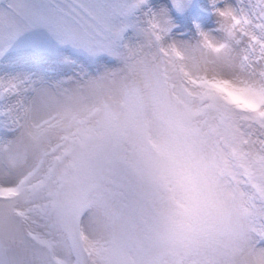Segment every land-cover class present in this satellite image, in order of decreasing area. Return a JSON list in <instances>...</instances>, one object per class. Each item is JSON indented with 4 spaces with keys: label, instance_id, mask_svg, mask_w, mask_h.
<instances>
[{
    "label": "clouds",
    "instance_id": "obj_1",
    "mask_svg": "<svg viewBox=\"0 0 264 264\" xmlns=\"http://www.w3.org/2000/svg\"><path fill=\"white\" fill-rule=\"evenodd\" d=\"M202 34L194 44L164 40L126 61L104 81L102 102L80 113V125L58 127L63 159L41 208L64 239L77 234L72 264H264V246L253 242L257 202L233 152L237 118L264 112V92L217 47L223 34ZM169 46L210 102L188 103L164 80L159 50ZM0 163L21 166L3 156ZM82 200L91 210L77 228ZM8 205L0 204V216L17 224ZM58 251L63 258L68 249ZM0 259L38 264L22 240L6 235Z\"/></svg>",
    "mask_w": 264,
    "mask_h": 264
},
{
    "label": "snow or ice",
    "instance_id": "obj_2",
    "mask_svg": "<svg viewBox=\"0 0 264 264\" xmlns=\"http://www.w3.org/2000/svg\"><path fill=\"white\" fill-rule=\"evenodd\" d=\"M175 2L177 7L183 4ZM223 2L216 9L223 34L217 47L229 51L235 70L252 78L254 91L264 92V0ZM168 31L165 11L154 10L149 0H0V156L33 169L27 149L49 129L80 125V113L102 102V85L109 75L162 45ZM204 43H209L206 35ZM29 49L37 55H20ZM159 57L161 75L182 90L186 102L211 101L195 90L202 82L185 69L175 46L161 48ZM86 133L81 129L79 134ZM235 135L240 179L252 187L257 202L253 242L264 246V112L238 117ZM47 155L46 150L40 153V165ZM16 170L0 163V189L15 187ZM53 178L50 169L38 183L47 186ZM4 199L10 198L0 197ZM8 207L11 211L14 205ZM90 210L86 200L76 205L77 228ZM21 212L14 238L28 246L38 264H72L79 248L77 234L64 239L55 225L46 222L42 208ZM61 247L68 249L63 258ZM0 264L12 262L0 259Z\"/></svg>",
    "mask_w": 264,
    "mask_h": 264
},
{
    "label": "rangeland",
    "instance_id": "obj_3",
    "mask_svg": "<svg viewBox=\"0 0 264 264\" xmlns=\"http://www.w3.org/2000/svg\"><path fill=\"white\" fill-rule=\"evenodd\" d=\"M149 3L156 11H165L166 19L169 25V31L165 37L168 42L177 44H194L201 38L202 33H209L213 36H221L220 21L221 17L217 8L223 7V0L213 3V0H183L181 7L176 6L175 0H149ZM201 9L208 11V15H203ZM66 53H71L70 48L63 49ZM22 57H34L37 55L33 50H27L20 53ZM58 128L49 129L48 132L40 137L30 148L27 149V157L33 161L35 167L31 170L24 167H16V172L12 177V183L15 184L23 177L27 178L23 194L11 202H0L14 205L11 213L14 217L19 218L21 210L31 208H41L42 194L45 186L38 183L42 176L47 174L51 169L54 175L56 166L63 159L62 153L64 145L59 139ZM47 151V160L43 165L39 164L40 153ZM7 183V182H6ZM96 194L103 196L105 187L103 179L97 186ZM15 223H7L4 218H0V236L14 238Z\"/></svg>",
    "mask_w": 264,
    "mask_h": 264
},
{
    "label": "bare ground",
    "instance_id": "obj_4",
    "mask_svg": "<svg viewBox=\"0 0 264 264\" xmlns=\"http://www.w3.org/2000/svg\"><path fill=\"white\" fill-rule=\"evenodd\" d=\"M22 194H23V192H21V194H20L16 199H18ZM16 199H15V200H16Z\"/></svg>",
    "mask_w": 264,
    "mask_h": 264
}]
</instances>
